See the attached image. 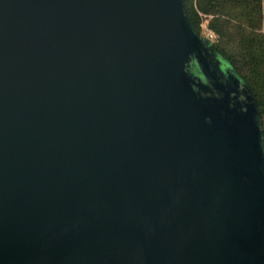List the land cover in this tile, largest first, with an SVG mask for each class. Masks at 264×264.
Here are the masks:
<instances>
[{
    "label": "water",
    "instance_id": "1",
    "mask_svg": "<svg viewBox=\"0 0 264 264\" xmlns=\"http://www.w3.org/2000/svg\"><path fill=\"white\" fill-rule=\"evenodd\" d=\"M0 264H264L262 115L184 0H0Z\"/></svg>",
    "mask_w": 264,
    "mask_h": 264
},
{
    "label": "trees",
    "instance_id": "2",
    "mask_svg": "<svg viewBox=\"0 0 264 264\" xmlns=\"http://www.w3.org/2000/svg\"><path fill=\"white\" fill-rule=\"evenodd\" d=\"M200 32L202 15L217 34L213 45L251 87L264 118V0H184ZM264 127V123H263Z\"/></svg>",
    "mask_w": 264,
    "mask_h": 264
},
{
    "label": "built area",
    "instance_id": "3",
    "mask_svg": "<svg viewBox=\"0 0 264 264\" xmlns=\"http://www.w3.org/2000/svg\"><path fill=\"white\" fill-rule=\"evenodd\" d=\"M200 26H203V29L201 30L200 28V32H199L202 36L209 38L212 42L217 39V34L208 26V22L207 24L201 23ZM261 31L264 32V29H262ZM263 123H264V118H262V124ZM263 132H264V127H263Z\"/></svg>",
    "mask_w": 264,
    "mask_h": 264
},
{
    "label": "rangeland",
    "instance_id": "4",
    "mask_svg": "<svg viewBox=\"0 0 264 264\" xmlns=\"http://www.w3.org/2000/svg\"><path fill=\"white\" fill-rule=\"evenodd\" d=\"M209 21V17L208 16H204L202 15V18H201V23L202 24H207V22ZM200 23V24H201ZM201 30L203 29V26H200Z\"/></svg>",
    "mask_w": 264,
    "mask_h": 264
}]
</instances>
